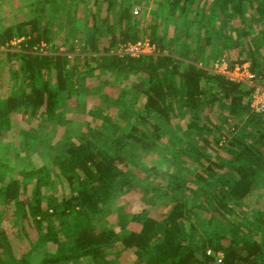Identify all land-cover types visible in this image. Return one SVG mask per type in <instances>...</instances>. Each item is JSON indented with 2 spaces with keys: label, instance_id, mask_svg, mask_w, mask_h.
Returning <instances> with one entry per match:
<instances>
[{
  "label": "trees",
  "instance_id": "16d2710c",
  "mask_svg": "<svg viewBox=\"0 0 264 264\" xmlns=\"http://www.w3.org/2000/svg\"><path fill=\"white\" fill-rule=\"evenodd\" d=\"M76 1L60 0L52 10L68 12L65 22H73L69 6ZM136 2L93 0L96 6L106 4V17L99 19V9L91 13L84 45L90 52H107L146 37L156 45V54L109 55L102 63L93 56L32 53L51 41L50 26L43 25L36 9L31 18L1 29L0 44L19 37L21 49L0 52V136L19 110L54 118L76 91L75 82L100 67L135 73L139 79L137 85H117L112 106L125 112L119 122L102 116L110 122L105 131L68 141L50 167L8 177L10 156L0 151V224L12 225H0V264H127L128 254L134 264H211L208 249L222 253L218 264H264V205L252 201L254 191L264 187V114L250 109L252 85L194 63L201 58L210 64L235 49L229 67L248 62L251 81L264 85V0H157L147 24L134 16ZM167 15L176 28L192 27V48L202 43L214 50L213 57L196 52L192 63L184 61L190 56L187 43L183 55L165 53L174 41L160 31L157 17ZM103 34L106 45L101 44ZM2 74L8 83L4 89ZM214 112L234 117L233 122L220 130ZM165 127L172 129L170 139L180 141L164 145L174 170L162 185L168 209L154 212L151 203L134 213L121 232L99 228L93 221L106 204L135 183L137 173L129 168L138 165L127 146L156 153L163 148ZM222 148L229 156L220 163L216 154ZM58 178L67 192H58Z\"/></svg>",
  "mask_w": 264,
  "mask_h": 264
},
{
  "label": "rangeland",
  "instance_id": "374dc122",
  "mask_svg": "<svg viewBox=\"0 0 264 264\" xmlns=\"http://www.w3.org/2000/svg\"><path fill=\"white\" fill-rule=\"evenodd\" d=\"M157 0H137L134 4L133 14L142 22L148 23L152 16V11L155 8ZM53 4H60V0H0V32L5 25L16 24L20 21L27 20L32 17L34 9L41 11L43 16V25L50 26V43H43L35 49V54H67L78 55L81 57H96L100 62L105 63L109 55H116L115 48L103 52L97 50L90 52L85 47V37L87 29L91 27V13L99 9V19L105 20L106 17V4L96 6L93 5V0H78L76 3H72L69 6L70 13H75V20L73 22H65L68 18V12L60 13L59 10L52 7ZM95 6V7H94ZM75 9V12H74ZM88 19V22L86 21ZM110 20L114 22L113 16ZM173 18L170 16L157 17V21L160 25V31L166 35L167 39L174 41L168 43L165 53H175L183 55V45L189 44L190 56H184V61L192 63V55H196V52H201L199 55H211L214 50H210L208 46L202 43L195 42L192 48V27L187 31L181 28L180 25L173 23ZM180 24V23H179ZM102 29L105 30L104 27ZM253 33L257 32V28L252 29ZM73 37L77 38L74 41ZM106 34H103V45H106ZM20 41L14 38L8 44L0 47V52L4 51H20ZM72 45V46H71ZM173 46H177L174 48ZM67 47H72L71 52H67ZM196 48V49H195ZM193 50V51H192ZM158 51V49L156 50ZM182 53V54H181ZM209 56V62L212 60ZM236 56L235 49H228L225 55L218 57L210 64H204L203 60L199 58L194 61L197 66L205 67L207 69H214V65L217 61L224 60L229 65V60ZM213 57V56H212ZM245 69L238 72L241 74V78L250 81L248 74H253L249 70V63L245 62ZM77 74L82 69V62H79L77 68ZM221 70V69H219ZM80 73V72H79ZM81 74V73H80ZM138 75L135 73H129L124 71H111L105 68H98L91 75L84 79H79L75 82L76 91L68 98L65 105L61 107L60 112L51 119L43 120L39 117L38 113L35 115H28L23 111H17L11 114V124L8 129L0 136V151H4L2 154L9 155L7 176L19 177V171L29 173L33 168L40 165H46L50 167L52 157L60 152L68 141H76L79 139L93 138L96 131L103 130L104 126H107L110 122L114 123L120 121L125 115V112L121 108L112 106V101L115 95L119 91L117 85H125L136 81L138 83ZM1 88L7 86L6 77L1 76ZM138 86H142L140 83ZM216 119L214 120L217 125H220V130L228 127L234 117L230 115L217 116V112H214ZM104 117H109L106 120ZM237 118V117H236ZM238 121V119H236ZM110 126V125H109ZM124 129V128H122ZM34 135L30 138L29 145L25 142L28 135ZM116 135H119L117 133ZM114 136V134H113ZM173 137L172 129L165 127L163 129L162 147L156 153L152 150L149 153L142 154L133 145L127 146V149L135 153L137 168H129V171L136 172V180L132 188L123 194L119 192L113 197L108 204L103 208L96 219L93 221L99 228L114 227L118 232H121L122 228L130 226V217L144 208L151 205V209L154 212H162L168 209V202L162 197L164 184H166L169 174L173 173L172 163L167 158L165 146L179 144V138L170 139ZM105 140V135L102 137ZM165 145V146H164ZM5 149L8 151L5 153ZM220 163L228 158L229 153L224 148L220 149L216 154ZM214 158V156H212ZM146 165V166H145ZM147 166L152 168L148 169ZM189 176L188 174H186ZM30 174L24 176L26 179ZM190 177V176H189ZM57 184L58 192L65 193L68 190V186L65 182L59 179ZM46 196V193H43ZM191 197H193L191 195ZM195 200H198L194 196ZM253 204L264 205V187L254 191L252 196ZM166 203V204H165ZM0 205V209H1ZM10 217V214L7 215ZM0 225L7 228L12 226L10 222L4 221ZM125 225V226H124ZM127 264H134L135 259L133 255L128 254L124 260ZM32 264H36L33 261Z\"/></svg>",
  "mask_w": 264,
  "mask_h": 264
},
{
  "label": "built area",
  "instance_id": "2783aa9c",
  "mask_svg": "<svg viewBox=\"0 0 264 264\" xmlns=\"http://www.w3.org/2000/svg\"><path fill=\"white\" fill-rule=\"evenodd\" d=\"M13 40V39H12ZM11 40V41H12ZM17 40H21V38H17ZM10 41V42H11ZM8 44V43H6ZM43 44V43H41ZM40 44V45H41ZM5 44H0V47ZM37 45L32 50H30L32 53L35 52V49L40 46ZM156 45L152 43L148 38H140L136 41H128L124 43H120L115 47V54L118 56H124V55H130V56H139V55H151L156 54L158 51H156ZM242 64H236L232 68L229 67V65L222 59L220 61H217L214 65V69L212 70L215 73H219L221 75H224L227 78L236 80V81H242L249 85H252L254 87V90L250 97V109L253 113L257 115L264 114V85L262 84H254L251 79L252 75L250 73H247L248 78L250 81H247L243 78H241V74L238 75V72L242 71L241 69H245L246 65ZM221 69V70H219ZM207 254H211L214 256V261L211 264H218L222 260V253L220 251H213L211 249L207 250Z\"/></svg>",
  "mask_w": 264,
  "mask_h": 264
}]
</instances>
